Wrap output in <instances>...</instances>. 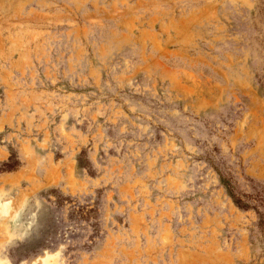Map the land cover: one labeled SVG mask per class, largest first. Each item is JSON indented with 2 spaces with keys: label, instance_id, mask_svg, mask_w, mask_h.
I'll list each match as a JSON object with an SVG mask.
<instances>
[{
  "label": "rangeland",
  "instance_id": "rangeland-1",
  "mask_svg": "<svg viewBox=\"0 0 264 264\" xmlns=\"http://www.w3.org/2000/svg\"><path fill=\"white\" fill-rule=\"evenodd\" d=\"M0 264H264V0H0Z\"/></svg>",
  "mask_w": 264,
  "mask_h": 264
},
{
  "label": "trees",
  "instance_id": "trees-1",
  "mask_svg": "<svg viewBox=\"0 0 264 264\" xmlns=\"http://www.w3.org/2000/svg\"><path fill=\"white\" fill-rule=\"evenodd\" d=\"M235 202L238 203V204L240 203L238 200H235Z\"/></svg>",
  "mask_w": 264,
  "mask_h": 264
}]
</instances>
